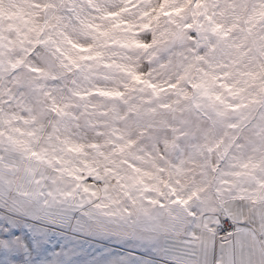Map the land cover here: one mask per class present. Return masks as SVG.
Segmentation results:
<instances>
[{"label": "rangeland", "instance_id": "obj_1", "mask_svg": "<svg viewBox=\"0 0 264 264\" xmlns=\"http://www.w3.org/2000/svg\"><path fill=\"white\" fill-rule=\"evenodd\" d=\"M201 2L197 9L192 0L176 22L195 28L206 21L194 13L206 12L224 25L227 39L214 40L210 52L203 41V60L186 41L166 43L178 49L182 80L217 78L211 92L219 102L194 89H180L171 100L131 90L128 96L101 95L116 92L108 86L114 77L91 68L69 95L50 87L46 81L53 77L42 71L38 79L26 75L36 68L27 60L32 47L49 43L39 33L63 19L50 20V9L68 6L91 47L103 48L89 25L108 31L114 20L105 14L128 8L120 19L133 28L122 27L123 39L133 40L141 14L158 0H19L27 6L24 21H0V264H264V0ZM5 3L18 6L17 0H0V7ZM41 9L43 21L37 19ZM169 29L174 25L161 21L150 32L157 38ZM21 68L25 72L17 74ZM5 99L29 118L5 112ZM21 121L25 127L12 126ZM37 133L40 144L46 142L40 149ZM89 177L103 188L86 183ZM171 189L183 203L173 201ZM121 197L149 220L146 236L113 234L137 241L126 246L101 242L107 229L78 219L92 217L85 209L94 200L102 201L95 209L103 211L123 204ZM156 207L166 222L151 216ZM218 209H227L219 213L221 223ZM227 220L232 235L219 239Z\"/></svg>", "mask_w": 264, "mask_h": 264}, {"label": "clouds", "instance_id": "obj_2", "mask_svg": "<svg viewBox=\"0 0 264 264\" xmlns=\"http://www.w3.org/2000/svg\"><path fill=\"white\" fill-rule=\"evenodd\" d=\"M43 3L46 0H39ZM18 6H13L5 3L0 7V21L7 24L11 22L24 21V10L26 5L20 4L17 0ZM87 9V5H84ZM36 11V10H33ZM91 11V10H88ZM96 15L95 13H92ZM50 20L54 16H60L63 19L59 21H52V26L43 29L39 33L41 40H47L49 43L40 44L32 47V51L28 53L27 60L35 65L36 68L41 69L46 76L53 77L46 82L53 89H62L63 94L69 95L70 89L74 87L73 82H82V77L91 75L86 69L91 68L93 72L106 74L114 77L113 81H109L108 86L119 92L121 95L128 96L134 92L136 96H145L152 98L154 95L152 90L147 87L148 83L158 86L161 96L171 100L173 94L180 89H187L193 91L187 81L182 80V73L177 65L175 59V52L178 50L174 45L169 43H157L151 48L142 50L131 45L132 39H123L124 33L121 28L108 29L107 36L100 35V43L105 44L103 48H92L93 41L89 38L86 39L80 32L79 22L76 21L74 13L68 10V6L60 7L59 11L49 10L46 14ZM45 13L39 10L37 19L43 21ZM126 18V17H125ZM32 17L29 16L28 20ZM96 23H100L98 20ZM135 39L152 44V34L150 31L141 29L133 30ZM35 33L32 38H35ZM109 39L111 42H109ZM159 40V36L157 35ZM69 41L90 47L92 51L83 52L73 48ZM25 47H31L26 44ZM104 53L101 56V53ZM99 54V56H97ZM84 57H95L93 59H84ZM23 68L17 70V74L24 73ZM26 75L31 76L33 79H38L39 74L35 72H27ZM138 75L141 77L140 81L133 80V76ZM261 78L264 79V73H261ZM96 84H102L103 81L96 80ZM176 85L172 88L171 85ZM255 90V89H253ZM59 94V93H58ZM93 99L97 97L93 96ZM111 102V101H110ZM118 103V101H117ZM4 110L18 111L14 105H10L7 99L4 100ZM18 115L23 120L29 118V113L18 111ZM13 122V127H25L23 122ZM7 130V126H5ZM99 141H103V137H93ZM131 175V173H129ZM86 183H94L97 188H103L102 181H93L90 177L85 179ZM118 192V189H117ZM117 192L113 193L115 197ZM151 196V193L147 194ZM123 199V197H121ZM102 202L99 198L94 200L92 204L86 207V211H92V217L79 216L84 224L92 225L96 220H103L107 224V240L101 242L111 243L116 240H121V243L126 246L130 243H136V240H123L114 233L129 232L137 237L146 236L144 228L149 225L148 218L139 215L136 209L130 204L127 199H123V204L105 209L103 211L95 209L97 203ZM145 208H151L146 201H143ZM107 213H116L109 215ZM151 216L158 217L161 222H166L167 218L164 212L159 207L152 208Z\"/></svg>", "mask_w": 264, "mask_h": 264}, {"label": "snow or ice", "instance_id": "obj_3", "mask_svg": "<svg viewBox=\"0 0 264 264\" xmlns=\"http://www.w3.org/2000/svg\"><path fill=\"white\" fill-rule=\"evenodd\" d=\"M124 2L128 5H131L136 2V0H124ZM192 2V0H158V4L156 7H153L141 14V19L144 21L140 28L141 30L145 31H152L153 30V24L159 25L161 24V21H167L170 24L174 25V30H164V31H158L157 35L159 36V40L156 37L152 38V44L145 43L140 40L133 39L131 41V45L135 46L138 49L146 50L151 48L153 45L157 43H166L168 40H172L173 42H187L189 47H193L194 51L198 53L197 59L203 60V55L199 54V46L203 41H207L206 44V50L212 51L214 47L213 41H223L227 39L228 31L225 30V27L223 24L217 22L213 16L208 15L206 12H195L194 15H203L205 18L206 23H197L195 28H193L192 24H186L181 26L176 22L175 18L180 17L182 14H184L189 7V4ZM195 7L197 9H200L201 7H204L201 0H195ZM129 11L128 8H123L120 11L117 12H109L106 13L104 16V19L108 20H114L116 23L113 24V28H121V27H128L129 29L133 28L132 25H127L126 21H123L120 19L123 13ZM89 28H91L94 31H98L100 35L107 36L109 33L106 31H100L99 27L96 25H89ZM193 32H195V35H193ZM135 34V33H134ZM69 43L72 44L73 48L83 51V52H90L92 49L90 47H83L81 45L75 44L71 41ZM99 56V54H97ZM95 57H84V59H93ZM32 72L39 73L41 69L39 68H33L31 69ZM217 78L215 76H209L206 74L205 79L190 84L191 88L194 90H199L201 95H203L205 98L209 100H213L216 102H219L221 100V97L219 95H213L211 92V88L213 86V82ZM133 80L140 81L141 77L138 75L133 76ZM147 87L152 90V93L154 96L160 95V92L158 90V86L148 83ZM171 87L174 89L176 88V85H171ZM222 87L227 88V85H222ZM101 95L105 96H120L121 94L119 92H102ZM71 150V149H70ZM75 150H79L78 148ZM87 190V189H85ZM171 196L173 201L176 204H181L183 201L181 199H178L177 197L180 195L175 189H171ZM150 203H155V201H150ZM220 212H227V209H218L216 221L217 223H221L219 219V213ZM194 216L195 213H192ZM92 226L96 227L97 229L103 230L107 228V224L103 220H96L93 222ZM234 227L231 223H226V227L224 228V231L227 233V235L231 236L232 233L228 231V228ZM244 237H241V240H243Z\"/></svg>", "mask_w": 264, "mask_h": 264}, {"label": "built area", "instance_id": "obj_4", "mask_svg": "<svg viewBox=\"0 0 264 264\" xmlns=\"http://www.w3.org/2000/svg\"><path fill=\"white\" fill-rule=\"evenodd\" d=\"M226 223H229V221H225V223L223 224V229L219 232V237L222 238V237H226L227 236V233L224 231V228L226 227ZM232 231L233 230V227H230L228 228V231Z\"/></svg>", "mask_w": 264, "mask_h": 264}, {"label": "trees", "instance_id": "obj_5", "mask_svg": "<svg viewBox=\"0 0 264 264\" xmlns=\"http://www.w3.org/2000/svg\"><path fill=\"white\" fill-rule=\"evenodd\" d=\"M42 139H43L42 135L39 134V133H37V136H36V139H35V141H37V142H36V146H35V148H37V145L40 144V141H41ZM45 140H46V139H45ZM43 143L46 144V142H43ZM43 143L40 144L39 149H40V147H41V148L44 147V146H43ZM37 153H38V152H37ZM39 153H40V151H39ZM39 153H38V155H39Z\"/></svg>", "mask_w": 264, "mask_h": 264}]
</instances>
